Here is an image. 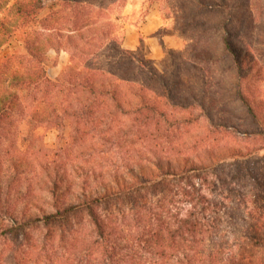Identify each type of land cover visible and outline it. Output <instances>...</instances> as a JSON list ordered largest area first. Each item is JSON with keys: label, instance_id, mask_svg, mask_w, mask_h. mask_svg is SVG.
Returning <instances> with one entry per match:
<instances>
[{"label": "trees", "instance_id": "16d2710c", "mask_svg": "<svg viewBox=\"0 0 264 264\" xmlns=\"http://www.w3.org/2000/svg\"><path fill=\"white\" fill-rule=\"evenodd\" d=\"M148 2L181 19L187 36L199 28L220 36L236 109L215 128L226 146L186 155L147 143L123 148L132 133L190 122L173 113L209 107L178 89L219 54L191 46L187 65L159 71L141 51L122 47L117 20L126 0H0V48L27 29L22 52L0 55V125L26 112L57 129L66 147L78 143V156H93L99 141L121 155L106 170L54 166L34 182L38 194L19 192L13 201L1 197L0 182V264H264L263 66L232 39L264 22V0ZM49 50L68 54L54 79Z\"/></svg>", "mask_w": 264, "mask_h": 264}, {"label": "rangeland", "instance_id": "374dc122", "mask_svg": "<svg viewBox=\"0 0 264 264\" xmlns=\"http://www.w3.org/2000/svg\"><path fill=\"white\" fill-rule=\"evenodd\" d=\"M14 1L8 0L9 5L13 4ZM146 1L126 0V3H142L135 25L141 23L147 13V9H143V3ZM158 11L161 18L160 26L151 34L154 42L158 45V55H149L151 45L144 37L139 38V44L135 50L141 51L146 58L153 62L159 71L163 70L164 66L169 71H173L176 63L187 65L188 56L189 60L191 58V46L196 48L195 51L207 49L214 55L219 54L218 58L214 59L212 63L209 62L204 65L198 63L197 67L192 71L193 78L190 79L187 87L182 88L180 86L178 89V94L181 92L187 98L191 97L190 92L195 98L203 96L204 102H209L210 105L205 110L195 107L194 110L189 109L180 114L178 112L173 113L171 116L174 118L178 117L180 119L181 116L190 122L180 125H168L166 127L168 129L167 132L164 131L165 127H162L159 132L145 133L147 134L146 139L143 138L145 134L132 133L129 135L131 137L130 140H132L131 143H127L126 147L123 148L125 150H139L147 143L146 147L156 151L170 150L169 152H172L173 148H180L184 155L192 147L198 151H203L209 147H216L215 149L223 148L226 146L228 139L223 142L221 138L224 134H221L220 129L216 131L215 128H217L216 126L221 118L227 117L230 112H236V109L228 104L229 87L225 84V80L229 65L226 62V54L219 51L220 36H216L212 31L203 33L205 29L202 28L196 30V32H199L198 36H196L195 31H192L194 36H187L182 33L181 25L184 22L181 19L175 20L171 12L161 6H158ZM188 12L187 16H190L192 12L190 10ZM119 26L123 28L124 23H118L117 30V35L123 40L125 30H121ZM247 29L248 31H246ZM26 30L18 29L14 32L5 45L0 48V55L11 50L22 52ZM135 36H137V33H135ZM232 39L237 46L243 48L242 51H246L248 48L255 57L256 55L259 56L257 60L263 66L264 77V22L258 23L257 29L254 28L253 30L244 26V29H240L239 34L233 36ZM247 44H251L254 49L256 48V51L251 50ZM46 58V73L51 79L58 77L68 63V54L62 50L57 52L49 50L46 53ZM258 86L259 89L257 91L259 92L260 90L261 94L263 93L264 95V81ZM29 119V113L26 114L25 112L23 115L14 116L9 121L5 120L0 125V182L2 183V198L13 201L16 196H19V192L27 195L30 189L33 194H38L40 191L37 188L34 189L37 187L36 185L34 186V182L37 180L42 182L54 166H62L66 163L78 161L82 165L86 164L85 166H88L89 163H99L103 167L101 170H106L104 166L107 167V164L115 162V156L117 158L121 156L117 153L119 150L115 151L114 148H110L112 147L110 144V147L107 145L103 148L101 141L98 142L93 156H88L87 153L78 156V143H75L72 147H66L64 145V136L57 129L47 124L38 125ZM227 134L228 132L225 133V135ZM214 137L217 140L215 142L210 141V138ZM108 148L114 150L110 151ZM77 156L79 159H77ZM117 158L116 160H118ZM111 167L112 165L109 166V168ZM31 213H34L33 209L27 212V214ZM233 219L236 223L238 222L234 217ZM238 223L241 224L242 222ZM227 230L230 231L229 228Z\"/></svg>", "mask_w": 264, "mask_h": 264}, {"label": "crops", "instance_id": "0c3cea01", "mask_svg": "<svg viewBox=\"0 0 264 264\" xmlns=\"http://www.w3.org/2000/svg\"><path fill=\"white\" fill-rule=\"evenodd\" d=\"M156 2L149 3L148 0L143 3V9H147V13L143 17L141 23H135L138 19V12L142 8V3L127 2L120 11V18L117 23H124V27L120 29L125 30V37L122 40V47L127 50H135L139 44V38L144 37L149 41L151 50L150 56L158 55L159 48L151 34L160 26L161 18L158 11V5ZM126 20V22H125ZM137 33V36H135ZM141 35V36H140Z\"/></svg>", "mask_w": 264, "mask_h": 264}]
</instances>
